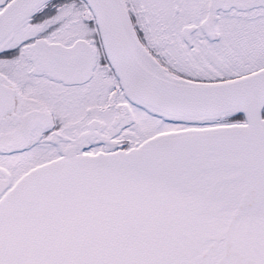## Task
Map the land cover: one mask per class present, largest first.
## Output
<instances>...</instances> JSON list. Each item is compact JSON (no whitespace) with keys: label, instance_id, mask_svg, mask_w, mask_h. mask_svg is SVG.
I'll return each instance as SVG.
<instances>
[{"label":"snow or ice","instance_id":"snow-or-ice-1","mask_svg":"<svg viewBox=\"0 0 264 264\" xmlns=\"http://www.w3.org/2000/svg\"><path fill=\"white\" fill-rule=\"evenodd\" d=\"M0 264H264V0H0Z\"/></svg>","mask_w":264,"mask_h":264}]
</instances>
